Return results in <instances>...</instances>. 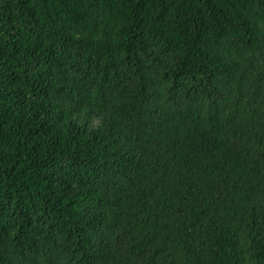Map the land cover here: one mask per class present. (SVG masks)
Segmentation results:
<instances>
[{
  "label": "trees",
  "instance_id": "trees-1",
  "mask_svg": "<svg viewBox=\"0 0 264 264\" xmlns=\"http://www.w3.org/2000/svg\"><path fill=\"white\" fill-rule=\"evenodd\" d=\"M0 264H264V0H0Z\"/></svg>",
  "mask_w": 264,
  "mask_h": 264
}]
</instances>
